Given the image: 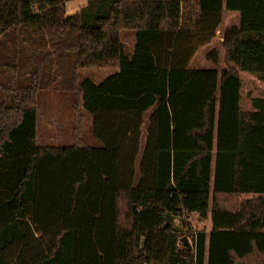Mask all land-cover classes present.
Instances as JSON below:
<instances>
[{
	"label": "trees",
	"instance_id": "16d2710c",
	"mask_svg": "<svg viewBox=\"0 0 264 264\" xmlns=\"http://www.w3.org/2000/svg\"><path fill=\"white\" fill-rule=\"evenodd\" d=\"M70 1L0 0V34L31 38L28 61L46 33L76 34L66 46L70 90L102 146L39 145L47 59L24 79L25 65L20 76L9 66L15 80H0V264H264V98L241 106V73L264 81V0H193L192 19L187 0H88L67 15ZM224 12L239 19L224 35L226 67L191 68ZM86 68L114 72L79 81ZM190 214L211 228L187 245L175 221Z\"/></svg>",
	"mask_w": 264,
	"mask_h": 264
},
{
	"label": "rangeland",
	"instance_id": "374dc122",
	"mask_svg": "<svg viewBox=\"0 0 264 264\" xmlns=\"http://www.w3.org/2000/svg\"><path fill=\"white\" fill-rule=\"evenodd\" d=\"M88 0H73L66 4L67 15L78 12L82 7H85ZM186 9V17L194 18L197 12L196 2L187 0L184 3ZM238 14L235 12H224L223 21L219 26L216 36L207 44L198 48L197 52L190 60L191 68H216L219 71L226 67L225 49L223 48L224 35L238 26ZM76 36L73 31L64 30L55 34H45L42 46L37 49L36 57L27 58L32 54L31 48L34 47L31 38L26 41V34L17 32L13 36L5 34L0 39V80L3 84L14 81L11 79V71L9 66L15 65L18 67L17 74L20 76L21 68L25 65V69L21 72L20 79H24L27 73L34 68L35 61L47 59L44 63L41 62L40 67H43V82H48L47 87L38 93L37 111L41 113V108L51 107V117L48 114V130L43 131L38 136L41 142L42 138H47L44 142L46 146H62L78 143L83 141L92 147H100L102 143L97 140L91 131L90 122L91 116L88 113H81L80 97L71 91V74L74 56L68 55L67 45ZM38 39V36H36ZM122 39L125 44L126 52L131 54L135 42L134 32L126 31L122 33ZM37 47V45L35 44ZM49 54L50 57H46ZM49 60V61H48ZM24 62V64L22 63ZM233 67H236L233 65ZM40 72L42 71L39 68ZM114 72L113 69L86 68L78 70V80L88 77L95 83H99L106 76ZM242 80V101L241 106L244 111L252 110L250 99L252 97L264 98V81L259 80L256 76L249 73H241ZM150 113L145 116V124ZM43 118V117H42ZM51 118V119H49ZM85 122V124H84ZM41 130V122L40 128ZM42 132V131H41ZM141 147L144 145L147 137L146 125L142 129ZM183 221V223H182ZM177 225H183L187 233L188 242L193 243L192 234L194 231L201 229L210 230V219L202 220L198 215L190 214L188 217L178 218ZM186 238V237H185Z\"/></svg>",
	"mask_w": 264,
	"mask_h": 264
},
{
	"label": "crops",
	"instance_id": "0c3cea01",
	"mask_svg": "<svg viewBox=\"0 0 264 264\" xmlns=\"http://www.w3.org/2000/svg\"><path fill=\"white\" fill-rule=\"evenodd\" d=\"M2 35L0 34V37H1ZM52 106H54V105H52ZM52 106H49V108H50V110H51V107ZM50 110H48V108H45V109H43V108H41V113H39V110H38V120H37V140L39 141V139L40 138H38V136H40V133H43V131H49L48 130V127H47V125H48V114H49V116L51 117V111ZM81 113L83 114L84 113V111L83 110H81ZM89 115V114H88ZM43 117V118H42ZM49 119H51V118H49ZM40 122H41V130L39 131V128H40ZM84 124H85V122H84ZM42 131V132H41ZM47 140V138H42V140H41V142H37L39 145H45L44 144V142ZM46 146V145H45ZM63 146V145H62Z\"/></svg>",
	"mask_w": 264,
	"mask_h": 264
},
{
	"label": "water",
	"instance_id": "95a60500",
	"mask_svg": "<svg viewBox=\"0 0 264 264\" xmlns=\"http://www.w3.org/2000/svg\"><path fill=\"white\" fill-rule=\"evenodd\" d=\"M187 245H190L187 238H184Z\"/></svg>",
	"mask_w": 264,
	"mask_h": 264
}]
</instances>
